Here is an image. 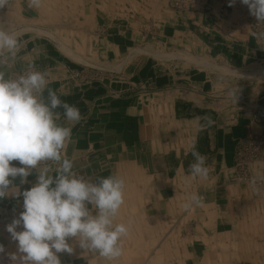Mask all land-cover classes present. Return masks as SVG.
Returning <instances> with one entry per match:
<instances>
[{
    "label": "crops",
    "instance_id": "1",
    "mask_svg": "<svg viewBox=\"0 0 264 264\" xmlns=\"http://www.w3.org/2000/svg\"><path fill=\"white\" fill-rule=\"evenodd\" d=\"M27 4L9 0L0 9V28L21 45L0 70L6 78L29 66L43 70L48 87L81 112L72 126L57 109L58 123L72 128L65 155L74 170L125 180L115 221L129 227L122 256L107 260L71 238L74 252L58 254L61 264H264V159L250 165L263 181L258 191L239 180L234 159L238 141L264 136L255 116L264 112V37L254 35L258 21L248 7L240 0ZM204 117L214 123L202 128ZM193 145L207 158L206 179L190 177ZM37 175L31 170L23 184L17 177L0 198V264H13L9 254L17 253L6 230L23 211L13 189H30ZM193 193L203 202L186 212Z\"/></svg>",
    "mask_w": 264,
    "mask_h": 264
},
{
    "label": "clouds",
    "instance_id": "2",
    "mask_svg": "<svg viewBox=\"0 0 264 264\" xmlns=\"http://www.w3.org/2000/svg\"><path fill=\"white\" fill-rule=\"evenodd\" d=\"M235 2L229 0V6ZM8 3L9 0H0V9ZM41 3L42 0H28L27 6L39 9ZM240 3L258 22H264V0ZM20 46L15 33L0 28V69L11 66L9 62L15 60ZM48 85L47 74L31 67L14 79L6 78L0 70V198L8 195L17 177L23 184L31 170L38 173L30 189H13L23 197V211L6 227L19 253H11L9 258L13 264H61L58 254H72L74 248L69 240L75 238L81 249L116 260L123 254V238L129 233L128 225L115 222L125 203V180L114 174L86 179L74 170V161L65 155L72 128L58 123L61 114L57 109L64 110L72 126L82 120L81 112L77 106L62 101ZM236 94L233 93L235 99ZM204 120L202 128L214 123L211 117ZM191 156L190 177L206 179L210 171L206 156L195 145ZM13 161L21 166H14ZM42 163L46 166L40 168ZM202 202L203 197L193 193L183 209L191 211ZM4 252L0 244V254Z\"/></svg>",
    "mask_w": 264,
    "mask_h": 264
},
{
    "label": "built area",
    "instance_id": "3",
    "mask_svg": "<svg viewBox=\"0 0 264 264\" xmlns=\"http://www.w3.org/2000/svg\"><path fill=\"white\" fill-rule=\"evenodd\" d=\"M173 5L178 9H182L183 7L182 4L177 1H175ZM253 31L255 36L264 37V22L255 23ZM30 67L33 70L45 73L43 70L37 67L29 66L21 71L12 73L9 78L14 79L21 74H25ZM255 116L258 122L264 125V112H256ZM234 159L239 180L248 184L252 190L258 191L263 185L262 178L253 176L249 171V166L254 162L264 159V136L250 135L238 141L235 147ZM12 163L18 167L21 166L18 161H13ZM46 164H52V162H46ZM41 166L46 165L42 163L40 167Z\"/></svg>",
    "mask_w": 264,
    "mask_h": 264
},
{
    "label": "rangeland",
    "instance_id": "4",
    "mask_svg": "<svg viewBox=\"0 0 264 264\" xmlns=\"http://www.w3.org/2000/svg\"><path fill=\"white\" fill-rule=\"evenodd\" d=\"M249 169H250V166H249ZM250 171V170H249ZM251 173V172H250ZM254 176V175H253ZM249 186V185H248Z\"/></svg>",
    "mask_w": 264,
    "mask_h": 264
}]
</instances>
